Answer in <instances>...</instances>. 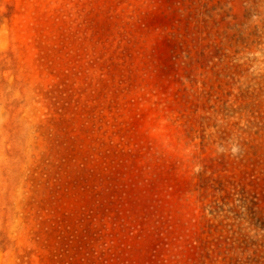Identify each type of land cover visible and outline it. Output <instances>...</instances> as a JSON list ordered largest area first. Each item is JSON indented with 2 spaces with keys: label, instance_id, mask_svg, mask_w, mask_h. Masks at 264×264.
I'll use <instances>...</instances> for the list:
<instances>
[{
  "label": "rangeland",
  "instance_id": "374dc122",
  "mask_svg": "<svg viewBox=\"0 0 264 264\" xmlns=\"http://www.w3.org/2000/svg\"><path fill=\"white\" fill-rule=\"evenodd\" d=\"M0 264H264V0H0Z\"/></svg>",
  "mask_w": 264,
  "mask_h": 264
}]
</instances>
